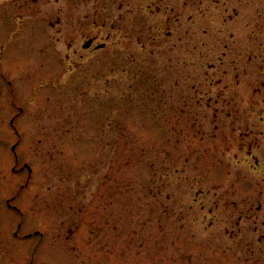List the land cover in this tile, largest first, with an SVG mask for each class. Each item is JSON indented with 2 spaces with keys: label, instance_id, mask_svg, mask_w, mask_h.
<instances>
[{
  "label": "rangeland",
  "instance_id": "obj_1",
  "mask_svg": "<svg viewBox=\"0 0 264 264\" xmlns=\"http://www.w3.org/2000/svg\"><path fill=\"white\" fill-rule=\"evenodd\" d=\"M0 264H264V0H0Z\"/></svg>",
  "mask_w": 264,
  "mask_h": 264
},
{
  "label": "water",
  "instance_id": "obj_2",
  "mask_svg": "<svg viewBox=\"0 0 264 264\" xmlns=\"http://www.w3.org/2000/svg\"><path fill=\"white\" fill-rule=\"evenodd\" d=\"M91 43H92V40L89 39V40L85 41L84 44H82V47L87 48L91 45ZM101 47H104V43L95 46L96 49L101 48Z\"/></svg>",
  "mask_w": 264,
  "mask_h": 264
}]
</instances>
